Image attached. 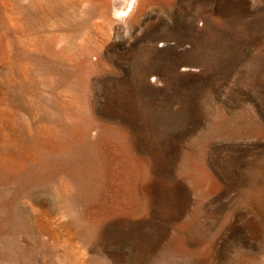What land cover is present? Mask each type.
<instances>
[{"label": "rangeland", "instance_id": "374dc122", "mask_svg": "<svg viewBox=\"0 0 264 264\" xmlns=\"http://www.w3.org/2000/svg\"><path fill=\"white\" fill-rule=\"evenodd\" d=\"M0 264H264V0H0Z\"/></svg>", "mask_w": 264, "mask_h": 264}, {"label": "bare ground", "instance_id": "6f19581e", "mask_svg": "<svg viewBox=\"0 0 264 264\" xmlns=\"http://www.w3.org/2000/svg\"><path fill=\"white\" fill-rule=\"evenodd\" d=\"M158 87H159V83H157V85L156 84L155 85H144L143 91L147 92V90L150 89V90L157 91L156 93H159V91L161 90Z\"/></svg>", "mask_w": 264, "mask_h": 264}]
</instances>
